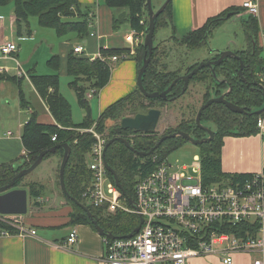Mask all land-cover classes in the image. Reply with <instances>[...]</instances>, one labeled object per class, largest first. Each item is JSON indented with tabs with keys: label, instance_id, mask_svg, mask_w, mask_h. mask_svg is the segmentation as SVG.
Returning <instances> with one entry per match:
<instances>
[{
	"label": "trees",
	"instance_id": "obj_1",
	"mask_svg": "<svg viewBox=\"0 0 264 264\" xmlns=\"http://www.w3.org/2000/svg\"><path fill=\"white\" fill-rule=\"evenodd\" d=\"M10 3H13L14 24L19 37L22 36V32L27 35L31 34V29L29 28L30 17H36L39 26L52 28L59 36L73 33L79 39L89 37L88 17L89 14L93 15V7H82L77 0H0L1 6ZM104 3L113 13L112 23L114 30L119 29L122 25L118 21L117 16L125 12L126 17L123 24H128L129 28L136 33L145 34L147 32L148 21H143L144 14L148 17L146 0H104ZM243 11L242 7L240 9H230L225 13L208 19L202 27L188 32L181 40H178L174 35V27L171 23L172 0H169L163 12L155 20L154 35L158 30L170 28V38L172 40L182 44L189 51H198L208 48L212 33L222 22L227 20L226 16L228 14L237 15ZM241 25L248 46L244 50H236L234 52L244 65L242 78L238 74L240 61L237 58H228L220 64L213 66L212 69L205 67L198 71L188 85L191 86L193 83H196L200 84L204 89L201 95L202 104L212 98H218L222 94H227L225 97L227 102L245 110L244 114H237L231 112L223 104L214 103L201 113V123H211L215 127L212 141L198 146L202 180L205 185L217 182L243 181L251 175L227 174L221 169L223 138L228 136L247 137L255 135L257 133V120L264 116V111L256 113L264 105V85L260 83L258 76L264 60L261 58V50L257 45V20L254 16L247 15L245 19L241 20ZM158 49L159 46L154 44L151 61L142 77L143 87L148 93L163 92L176 78L182 74L189 73L199 64L196 63L190 66L182 74L177 70L170 72L164 68H162L164 70L158 71L160 66ZM135 52L136 54L130 57V59L136 61L138 70L142 66L144 59L148 57V52L143 42L136 46ZM100 53L104 56L121 53L128 54L129 48L104 49L101 47ZM210 54L211 59H218L219 57L213 51H210ZM48 64L56 72L59 71V56L51 57ZM65 69L66 74L72 79L69 82V86L76 92L79 103L87 110V114L81 123L74 124L72 122L70 106L59 92V76L57 73L49 75H37L34 71L27 73L31 85L44 101L55 123H38L35 114L29 117L21 133L25 155L20 160H24V168H28L34 163L41 152L56 145L68 144L71 148V154L65 168L64 181L67 193L71 199H67L60 190L61 195L72 208L68 216V224L73 226L85 224L95 229L94 222H96L104 232L119 237L126 236L137 226L138 218L136 216L123 212L104 215L101 209L89 206L83 197L87 186L91 182V173L86 167V157L94 139L92 135L81 133L78 130L88 129L93 124H96V130L101 133L104 131L107 121L122 118L130 110H132V114L136 115L147 113L155 107L154 105H158L161 108L170 102L185 97L189 93V89L183 93V82H177L167 95L166 101L162 99H147L136 89L133 93L105 108L97 120L94 121L89 114L90 107L88 101L84 97L86 88L83 82L90 83L92 89L95 90V95H97L99 90L108 83L111 70L100 60L89 61L85 56L74 54L73 47L67 53ZM21 79L0 74V82L18 81L19 83ZM20 100L21 103L24 102L23 94L21 93ZM144 101L149 102V104H144ZM135 104L137 105L135 106ZM21 107L24 108L26 106L25 104H21ZM129 107H133V109H129ZM140 108H143L144 111L139 110ZM196 113L197 110L194 117ZM115 128L109 130L108 141L113 138L112 130ZM176 131L187 133L194 139L207 137L206 133L195 125L194 118L181 121L177 128L165 131V134L162 136ZM128 134L134 135L132 142L127 139ZM53 135L56 136L54 141L52 140ZM122 137L129 141L134 151L140 153L148 152L161 138L155 131L148 134L124 131L122 132ZM184 143L188 142L180 137L166 139L152 155H157L158 159H166L172 151L178 149ZM63 154V149H57L54 153L47 154L44 159L56 155L62 159ZM151 157L137 156L120 142H114L107 148L104 155L105 163L115 171L121 189L125 194L124 197L128 200H134V188L141 173L152 168ZM13 164L14 162L0 164V188L9 184L16 175L13 171ZM108 177L113 181L110 173H108ZM23 181L24 178L18 180L14 188H26L32 205L40 206V202L37 200L43 194V186L36 182L22 185ZM76 202L88 208L92 214V219ZM257 229V224H239L236 235L245 236L246 232H248V235L254 236L257 233ZM1 231H8L10 234L17 233L16 229L0 221Z\"/></svg>",
	"mask_w": 264,
	"mask_h": 264
},
{
	"label": "built area",
	"instance_id": "obj_2",
	"mask_svg": "<svg viewBox=\"0 0 264 264\" xmlns=\"http://www.w3.org/2000/svg\"><path fill=\"white\" fill-rule=\"evenodd\" d=\"M242 8L247 15H258L256 1L244 2ZM93 19L94 15L89 14L90 30ZM89 36L99 37L93 31ZM144 36V33L134 31L124 36L128 54L104 56L99 52L96 56L86 57L89 61L100 60L112 70L117 63L135 55V46L144 42ZM17 52L18 47L13 42L5 41L0 45V61L12 62L10 68L0 66V73L12 69L15 77L29 80L14 56ZM73 52L80 56L86 54L81 45L73 47ZM258 76L264 85V64ZM93 96L95 90H90L87 99ZM95 125L78 130L94 139L86 157L91 182L83 197L89 206L101 209L104 215L123 212L136 216L138 224L134 230L139 226L137 232H131V237L105 232L99 264H187L192 258L210 256L220 258L223 264H232L237 254H254L253 264H264V171L251 174L243 181L205 185L200 159L192 166H173L167 163V158L151 155L152 168L141 173L134 188V200H128L108 177L104 165L108 135L98 132ZM256 132L264 139L263 117L257 120ZM55 139L53 135L52 140ZM0 221L16 229L21 236L35 235V231L28 230L18 216L0 215ZM247 223L257 224V233L254 236L248 232L245 236L236 235L238 225ZM0 235L11 234L1 231ZM76 241L77 233L72 230L62 246L68 248Z\"/></svg>",
	"mask_w": 264,
	"mask_h": 264
},
{
	"label": "crops",
	"instance_id": "obj_3",
	"mask_svg": "<svg viewBox=\"0 0 264 264\" xmlns=\"http://www.w3.org/2000/svg\"><path fill=\"white\" fill-rule=\"evenodd\" d=\"M77 1L82 7H93V27L91 30L89 29V33L93 31L99 36H89L86 38L85 47L83 46L86 53L85 57L88 56L90 58L96 56L100 52L101 47L113 48L109 46V42H111L109 40L116 37L115 35L119 33V29L114 30L112 23L113 13L105 5L104 0ZM247 1H256L258 4L259 12L255 17L258 26L257 45L261 50V58L264 60V0H172L171 23L174 27V35L178 40H181L188 32L202 27L208 19L225 13L230 9H240L242 4ZM160 4H162L161 1ZM244 15H247L245 11L237 15H232L222 22L215 31L219 30L220 27L230 21L232 17L245 19L246 16L244 17ZM7 19L10 28H13L15 26V19L12 9H9L7 13L0 11V45L8 41L7 37L4 35ZM164 30L166 31L167 37L163 40H168L171 36V30L170 28ZM131 31L130 28L124 31V35L122 36L123 41L124 36ZM21 35V37L28 36L29 38L32 35V31L30 35L24 34L23 32ZM78 45L80 44L74 46ZM247 46L248 44L244 37V42L240 49L244 50ZM126 47H128V44ZM126 47L123 45L118 48L123 49ZM71 48L72 47H69V49ZM69 49L66 50L65 48H61L59 55V70L62 69L63 75L66 74V58ZM224 50H229V48ZM17 55L18 52L14 54L16 58ZM0 66H7L10 68L12 67V62L11 65L0 63ZM32 71H34V68ZM137 71L136 61L130 58L113 66L108 83L99 90L97 95L88 99L90 101L95 100L99 115L109 105L133 93L137 89ZM0 74L15 77L12 69ZM24 80L31 85L30 81L25 78H22L19 83L18 81H1L0 92L8 91L9 83L16 84L18 86L17 93L19 97L16 109H22L23 107H21V104H25V106L29 108L27 114H35L38 123L54 124L55 121L52 115L32 85L31 87L43 106L44 112L39 114L25 101L21 103L20 93L24 95L21 84ZM16 114L19 115L20 110H17ZM26 121L27 120H25V122ZM24 124L18 121L15 134L4 127L1 129L0 164L19 162L25 155V150L21 141V133ZM51 157L54 158L57 163L53 175L48 178L45 184L36 182L43 186V194L37 200L40 202V206H34L31 203L32 207L29 206V210L27 208L26 215L18 216L28 230L35 231V235L21 236L18 233L9 236L0 235V264L100 263L103 253L102 235L89 225L77 224L73 226L68 224V216L72 208L61 195L60 186H58V170L62 159L57 155ZM221 169L227 174H256L264 171V139L257 133L247 137H224L221 147ZM23 182H25V180ZM21 188L26 189L24 187H19L18 189ZM45 194H49V196ZM72 230H75L77 233V241L74 245L64 248L62 244ZM254 260L255 258H252L249 254H237L234 256L232 264H253ZM187 264L223 263L220 258L210 256L192 258L187 261Z\"/></svg>",
	"mask_w": 264,
	"mask_h": 264
},
{
	"label": "rangeland",
	"instance_id": "obj_4",
	"mask_svg": "<svg viewBox=\"0 0 264 264\" xmlns=\"http://www.w3.org/2000/svg\"><path fill=\"white\" fill-rule=\"evenodd\" d=\"M160 1L162 4L165 2V0H151L152 9L154 12L162 6ZM9 9L13 10V3L4 6L0 5V11H3V13L9 12ZM245 16L247 15H244V17ZM241 20L242 19L232 17L231 20L220 27L219 30L212 33L208 48H203L198 51H189L182 44L172 40V38L162 41L167 37L166 31H156L154 35V44L159 46L158 59L160 66L158 71L165 69L167 71L174 72L177 70L182 74L185 73V70L190 66L202 61L210 60L212 58L210 51L217 53L219 51H226L224 49L227 48H229L231 51L239 50L242 43L244 42ZM143 21H148L146 14L143 16ZM29 28L32 31V35L29 38L28 36L18 37L15 26L10 28L8 19L6 20L4 35L7 37L8 41L15 43L18 47V55L16 59L22 65V68L24 67L23 69L26 72H30L34 68V72L37 75H49L57 73L59 76V92L70 106L72 122L74 124L81 123L87 114V110L79 103L76 92L69 86V82L72 80L71 77L66 74L63 75L62 69L56 72L49 66L48 61L53 56H59L61 48L68 50L69 47H73L76 44H80L82 47H85L86 38L79 39L73 33L59 36L52 28L39 26L36 17L29 18ZM128 28V24H122L119 28V33L115 35L116 37L112 40H109L111 41L109 42V46L118 48L124 45V47H126L127 43L122 40V36L124 35V31ZM0 63H7L11 65L10 61H0ZM83 85L86 88L84 93V97L86 98L87 93L90 91V89H92V87L88 82H83ZM8 86V91L0 92V131L4 127L8 129V131L15 134L18 121L24 124L25 120H28L31 115H28L29 113L27 114V110L29 109L27 107L16 109L19 102L17 93L18 86L13 83H9ZM21 89L24 93V101L28 103L29 106L33 107L37 113H43V106L41 105L38 97L35 95L31 85L26 80L22 82ZM188 89L189 93L181 99L170 102L161 108H159L158 105H154V108H157L161 111V116L155 130L158 136L161 137L163 134H165V131H170L171 129L177 128L180 122L183 120L186 121L192 118L195 119V111H198L199 107L202 105L201 95L204 92V89L200 84L196 83L188 86ZM87 101L90 107L89 114L95 121L99 116L98 107L96 106L95 100L90 101L87 99ZM144 104H149V102L144 101ZM136 105L137 104H135V106ZM129 109H133V107H129ZM17 110H20L19 115L16 114ZM139 110L144 111L143 108H140ZM133 116L135 115L132 114V110L128 111L124 115V117ZM122 118L113 121H107L105 123V129L103 132L108 135L110 129L120 126V121ZM201 124L212 131L215 129L214 125L211 123L203 122ZM133 138L134 135H127V139H129V141L132 142ZM199 156L200 151L198 146L192 143H184L181 147L172 151L168 155L167 163L173 166H192L193 163L197 162ZM56 164V160L52 157L44 159L31 173L25 176V182H23V185L26 182H40L45 184L48 178L53 175L54 170L57 167ZM25 190L28 192L27 189ZM45 195L49 196V194ZM29 206H31V200L28 198V210ZM251 256L252 258L256 257L254 254Z\"/></svg>",
	"mask_w": 264,
	"mask_h": 264
},
{
	"label": "water",
	"instance_id": "obj_5",
	"mask_svg": "<svg viewBox=\"0 0 264 264\" xmlns=\"http://www.w3.org/2000/svg\"><path fill=\"white\" fill-rule=\"evenodd\" d=\"M168 2H169V0H165V2L162 4V6L157 11L154 12L152 9L151 0H146L147 13H148V28H147V32L145 33V36H144L143 45H144V47L147 48L148 57L144 59L142 66L137 71V78H136L137 79L136 80L137 81V89L140 91V93L147 99H162V100L166 101L167 95L171 92L172 88L174 87V85L177 82H179V81L183 82V91L182 92L185 93L186 90L188 89V85H189L190 80L198 71H200L201 69H203L205 67L212 69L213 66L220 64L222 61H224L225 59H228V58H237L240 61V68L238 70V74L242 78V70L244 68L243 62L235 54L234 51L226 50V51L217 52V54L219 56L218 59H210L207 61L200 62L189 73L176 78L170 84V86L166 90H164L163 92L148 93L144 89L143 84H142V77H143V75H144V73H145V71H146V69H147V67L151 61V56L153 54L155 20L160 15V13L163 12V10L165 9ZM231 16H232V14H228L226 16V19L230 18ZM125 17H126L125 12H122L117 16V19L120 22V24H123ZM226 95L227 94H223L218 98H212L199 107L197 114H196V117H195V125L200 130H202L206 133L207 137H205L203 139H194L187 133H184L182 131H176V132L162 136L160 138V140L158 141V143L153 148H151L148 152H141L140 153V152L134 151V149H133L132 145L129 143V141L126 138L122 137V132L132 131L133 133H144V134L154 132L156 130V126H157L158 121L160 119L161 111L159 109L153 108V109H150L145 114H136L133 117H123L120 121V126L112 130L113 138H111L107 142V144L105 146V150H104V155H105L107 148L111 144H113L114 142H120L126 148H128L129 150H131L137 156H140V157L151 156L155 152V150L159 148L161 143H163L166 139H173V138L180 137V138L185 139L188 143H192L196 146H200L203 143H208V142L212 141L215 132L206 128L205 126H202L201 121H200L201 120V113L207 107H209L210 105H212L214 103H218V104H223L231 112H234L237 114H244L245 113V110L243 108H240V107H238V106H236L230 102H227L225 99ZM263 111H264V105H263V108L256 113H261ZM57 149H63L64 150V154H63V157H62V160L60 163V167H59V172H58L59 173L58 175H59L60 190L62 191V193L65 195V197L67 199H71V197L67 193V190L65 187V181H64L65 168H66V165L68 163V160H69V157L71 154V148L68 144H60V145H56V146H54L48 150L41 152L38 155V157L36 158V160L34 161V163L28 168H24V160H20L19 162H15L13 164V171L16 173V175L9 182V184L0 188V215H14V216L26 215L28 192L22 188L21 189L14 188L15 183L18 180L24 178L29 173H31L44 160V157L47 154H52ZM104 165H105L107 172L111 174L112 180H113L114 184L116 185V187L118 189H120L122 192V195L125 196L124 192L121 189V186H120V183H119V180H118V177H117L115 171L110 166H108L107 163H104ZM129 202L131 203V201H129ZM76 204L78 206H81L82 209L85 210L87 215L92 219V214L90 213L88 208H86L85 206H83L82 204H80L78 202H76ZM141 223H142V219L140 218V224ZM94 226H95L96 231L100 235L105 234V232L97 225L96 222H94ZM138 230H139V226L134 230V232H137ZM131 235H132V233L128 234L127 237H131ZM109 236L113 237L112 235H109Z\"/></svg>",
	"mask_w": 264,
	"mask_h": 264
}]
</instances>
